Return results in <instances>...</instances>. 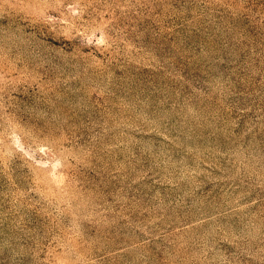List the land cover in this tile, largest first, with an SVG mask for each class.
Instances as JSON below:
<instances>
[{
    "label": "rangeland",
    "instance_id": "374dc122",
    "mask_svg": "<svg viewBox=\"0 0 264 264\" xmlns=\"http://www.w3.org/2000/svg\"><path fill=\"white\" fill-rule=\"evenodd\" d=\"M0 264H264V0H0Z\"/></svg>",
    "mask_w": 264,
    "mask_h": 264
}]
</instances>
